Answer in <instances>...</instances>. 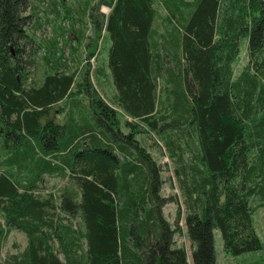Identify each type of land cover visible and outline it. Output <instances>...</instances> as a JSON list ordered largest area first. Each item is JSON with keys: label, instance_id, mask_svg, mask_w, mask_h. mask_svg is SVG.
Instances as JSON below:
<instances>
[{"label": "trees", "instance_id": "trees-1", "mask_svg": "<svg viewBox=\"0 0 264 264\" xmlns=\"http://www.w3.org/2000/svg\"><path fill=\"white\" fill-rule=\"evenodd\" d=\"M33 5L0 0V264L12 229L28 242L7 264H190L143 126L177 163L193 264H217L215 229L232 255L263 249L264 0H87L95 33L111 40V103L90 68L78 80L55 63L28 84ZM115 105L134 118L129 133ZM47 175L71 184L44 197Z\"/></svg>", "mask_w": 264, "mask_h": 264}, {"label": "rangeland", "instance_id": "rangeland-1", "mask_svg": "<svg viewBox=\"0 0 264 264\" xmlns=\"http://www.w3.org/2000/svg\"><path fill=\"white\" fill-rule=\"evenodd\" d=\"M33 4V8L29 11L32 15L29 33L35 39L36 50L35 60L29 67L28 84H42L44 76L53 71L52 65L55 63L60 64L61 69L78 72V80H81L82 73L90 68L92 81L100 93L111 103L115 92L108 65L111 40L106 32L101 33V36L99 33H95L93 25L86 15L87 0H33ZM109 10L106 6L101 8L103 12L108 13ZM246 43V40L241 43L242 52L236 64V74L247 63ZM38 44L41 47H38ZM58 107L63 109L58 111L59 109H56ZM58 107L55 108L57 110L55 115L63 122L66 119L65 116L69 114L72 101L68 98ZM115 107L118 111L121 130L129 133L131 129L128 127L127 121H133L134 118L121 107L117 105ZM141 128L145 132L139 134L137 138H141L147 150L151 152L161 167V194L167 198L163 200L164 215L174 224L178 212L181 210L183 215L179 224L183 233H176L175 239L178 245H185L188 251V260L190 264H193L191 242L186 234L187 227L184 220L186 205L175 170L177 163L154 131H150L146 126ZM70 184L71 180L68 177L47 175L41 184V194L44 197L50 193L59 196L61 190ZM254 218L257 231L264 243V207L256 209ZM78 219L75 218L76 221ZM214 238L217 264H264V246L258 251L232 255L224 249L219 229L214 230ZM27 242V236L23 232L12 229L2 250L1 264H7L6 260L10 256L21 253L26 248Z\"/></svg>", "mask_w": 264, "mask_h": 264}]
</instances>
